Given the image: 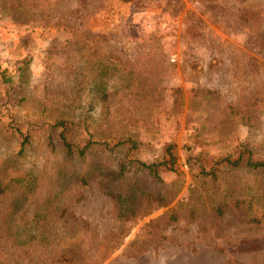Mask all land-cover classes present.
<instances>
[{"label": "rangeland", "instance_id": "374dc122", "mask_svg": "<svg viewBox=\"0 0 264 264\" xmlns=\"http://www.w3.org/2000/svg\"><path fill=\"white\" fill-rule=\"evenodd\" d=\"M59 120L80 144L132 138L147 162L173 144L179 174H120L104 148L68 159ZM239 143L264 152V0H0V264H264V172L185 164ZM236 198L259 225L214 215Z\"/></svg>", "mask_w": 264, "mask_h": 264}, {"label": "trees", "instance_id": "16d2710c", "mask_svg": "<svg viewBox=\"0 0 264 264\" xmlns=\"http://www.w3.org/2000/svg\"><path fill=\"white\" fill-rule=\"evenodd\" d=\"M3 80L6 83L11 82L9 76H3ZM101 99L104 101L106 96L105 88L102 89V92H99ZM50 130H53L54 134L52 135L51 141L53 144L55 142L60 147L64 157L68 159H83L88 155V152L91 149L104 148L105 151L116 154L119 152L121 160L118 164L117 169H119L120 174H125L128 168H136L141 171H145L148 176L161 180L162 173H174L179 174L178 168V155L176 151V146L173 144L165 145L162 149L160 158L147 162L138 158V154L141 149V144L136 140L124 137L112 139L110 141H92L87 140V142L80 144L74 140V127L65 121L59 120L51 124ZM28 143L27 138H23L21 142V147H24ZM52 144V145H53ZM185 164L190 170L194 173L195 178L211 179L217 180L218 177L225 169L230 168H246L255 172H264V152H259L252 148L247 143H239L231 153L225 155L211 156L208 153L199 152L197 154H189L185 160ZM90 176L88 174H82L81 176H76L75 183L77 186L87 185L90 181ZM70 179H67V182L61 185V189L68 186ZM9 189V185L3 186L0 183V193ZM107 195L112 197L115 201L121 202L122 198L119 195H116L113 192L104 190ZM150 201H157L160 203V199L154 196H148ZM121 202V206H122ZM16 205V202H15ZM253 205L249 202L247 203L244 200L239 198L233 199L231 203H226L220 201L214 203L211 206V210L215 216H223L224 213L230 208H239L245 209L244 212L247 214L246 222L254 225H259L261 220L254 216ZM194 215V211H191ZM179 213L171 208L167 210V221L174 223L178 220ZM119 215H126L125 210H121ZM29 235V236H28ZM39 234L37 237L32 233L26 234V239L38 240L40 238ZM61 251V250H60ZM59 264L71 263L72 260H69V257L64 253L61 255V259L57 261Z\"/></svg>", "mask_w": 264, "mask_h": 264}]
</instances>
